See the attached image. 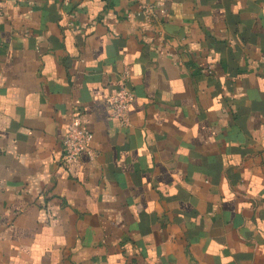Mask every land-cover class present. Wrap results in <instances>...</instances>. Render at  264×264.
<instances>
[{
  "label": "crops",
  "instance_id": "crops-1",
  "mask_svg": "<svg viewBox=\"0 0 264 264\" xmlns=\"http://www.w3.org/2000/svg\"><path fill=\"white\" fill-rule=\"evenodd\" d=\"M0 5V264H264V0Z\"/></svg>",
  "mask_w": 264,
  "mask_h": 264
},
{
  "label": "built area",
  "instance_id": "built-area-1",
  "mask_svg": "<svg viewBox=\"0 0 264 264\" xmlns=\"http://www.w3.org/2000/svg\"><path fill=\"white\" fill-rule=\"evenodd\" d=\"M3 13L4 9L0 5V14ZM137 16H145L149 23H153V19L156 17L154 6L150 3H142ZM68 18L73 20V14H69ZM70 24H72V21H70ZM155 32H158V30ZM262 63L264 64V57ZM128 76V71H125L124 78H128ZM133 100L134 92L125 83L108 98L113 117L119 120L122 125L131 124L130 112ZM92 139V131L83 124L79 114H74L62 142V151L66 161L77 160L83 152H88L93 157L91 151Z\"/></svg>",
  "mask_w": 264,
  "mask_h": 264
}]
</instances>
